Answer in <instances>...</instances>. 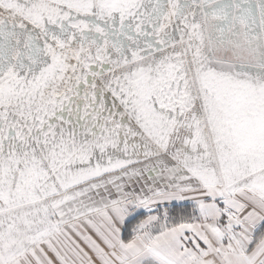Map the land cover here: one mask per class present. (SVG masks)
<instances>
[{
	"label": "snow or ice",
	"instance_id": "1",
	"mask_svg": "<svg viewBox=\"0 0 264 264\" xmlns=\"http://www.w3.org/2000/svg\"><path fill=\"white\" fill-rule=\"evenodd\" d=\"M0 264H264V0H0Z\"/></svg>",
	"mask_w": 264,
	"mask_h": 264
}]
</instances>
